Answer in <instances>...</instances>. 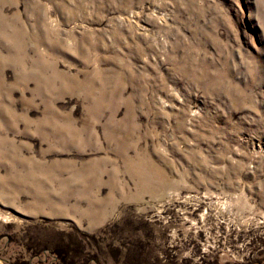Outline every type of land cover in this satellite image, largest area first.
I'll return each mask as SVG.
<instances>
[{
    "label": "rangeland",
    "instance_id": "rangeland-1",
    "mask_svg": "<svg viewBox=\"0 0 264 264\" xmlns=\"http://www.w3.org/2000/svg\"><path fill=\"white\" fill-rule=\"evenodd\" d=\"M0 264H264V0H0Z\"/></svg>",
    "mask_w": 264,
    "mask_h": 264
}]
</instances>
